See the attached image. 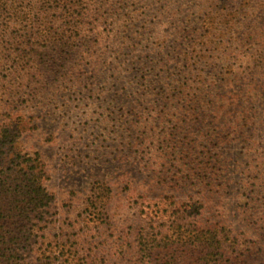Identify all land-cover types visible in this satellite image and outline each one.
I'll return each instance as SVG.
<instances>
[{"label": "rangeland", "instance_id": "rangeland-1", "mask_svg": "<svg viewBox=\"0 0 264 264\" xmlns=\"http://www.w3.org/2000/svg\"><path fill=\"white\" fill-rule=\"evenodd\" d=\"M74 2L0 11V177L36 152L44 193L2 252L160 264L140 227L210 217L252 250L239 264H264V0ZM227 89L258 112L239 140L244 106H221Z\"/></svg>", "mask_w": 264, "mask_h": 264}, {"label": "trees", "instance_id": "trees-1", "mask_svg": "<svg viewBox=\"0 0 264 264\" xmlns=\"http://www.w3.org/2000/svg\"><path fill=\"white\" fill-rule=\"evenodd\" d=\"M23 1L0 0V11H7L10 6L14 9L17 2L21 3ZM45 1L51 6L48 7L49 10L60 7L62 11L66 10L67 12L75 4V0ZM50 16V14L45 15V17ZM47 22L51 21L47 20ZM49 38H53L56 42L60 40L55 38L54 35L51 36V34ZM229 85L227 86L231 87ZM240 98H238L235 91L227 89L221 95L219 104L221 103L223 107L244 106L241 105ZM244 103H247L246 107L244 106L242 112L239 111V115L241 114L242 117H238L234 124L236 138L246 136L243 129L244 124L247 125L248 122L244 120L248 111L250 116L252 114L251 120L249 119L250 125L258 124V112L254 106H250L249 98L244 100ZM221 106L219 107L221 108ZM192 107L196 109L195 105H192ZM0 132L2 131L0 130ZM33 160L35 161L33 165L28 167L25 165L24 167L19 159L12 158L11 162L14 164L9 165L12 171L0 177V264H15L5 256V253L2 252L3 249H1V245L8 241L7 231L10 223L15 218L21 220L29 218L30 210L34 209V207H31L33 202L41 199L44 194L38 182L39 172H43L42 161L38 153L35 152ZM36 168H38L37 171ZM203 197L208 200V196L204 195ZM140 228L134 234L138 249L144 253L143 257L145 255L149 256V254L158 250L159 253L163 254L159 261L160 264H239L244 261L246 255L252 253L248 246H245L241 251H237V237L233 235V231L224 219L215 220L208 217L201 221L191 218L185 225L176 222L167 229L160 228L157 230L152 224Z\"/></svg>", "mask_w": 264, "mask_h": 264}]
</instances>
